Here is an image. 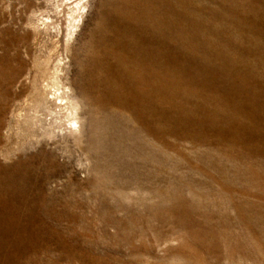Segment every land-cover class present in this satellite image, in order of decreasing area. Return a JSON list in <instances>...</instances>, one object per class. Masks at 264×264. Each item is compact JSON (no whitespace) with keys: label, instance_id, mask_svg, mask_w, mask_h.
Masks as SVG:
<instances>
[{"label":"rangeland","instance_id":"rangeland-1","mask_svg":"<svg viewBox=\"0 0 264 264\" xmlns=\"http://www.w3.org/2000/svg\"><path fill=\"white\" fill-rule=\"evenodd\" d=\"M0 264H264V0H0Z\"/></svg>","mask_w":264,"mask_h":264},{"label":"bare ground","instance_id":"bare-ground-1","mask_svg":"<svg viewBox=\"0 0 264 264\" xmlns=\"http://www.w3.org/2000/svg\"><path fill=\"white\" fill-rule=\"evenodd\" d=\"M41 84V86H40ZM34 88H40L38 89L41 93H40V100H43L42 102L44 104H50L51 106H53V108L51 109V111H49L50 109L48 108L47 110V116H52V113L54 114V116H56L55 108H59V112H61L66 108V105H70L72 102L71 100L73 99V97L71 96V93L69 92L68 88H54L53 86H49L48 84L44 85L41 82H39V84H36L34 82ZM40 86V87H39ZM49 106V105H48ZM49 106V107H51ZM46 107V106H45ZM46 111V110H45ZM71 112V111H70ZM68 118H69V122H70V132L71 134L75 133L76 131H78V126L76 125L77 122V117L75 112L73 111L71 113V117L69 116L70 113H66ZM52 125V124H50ZM49 125V126H50Z\"/></svg>","mask_w":264,"mask_h":264}]
</instances>
